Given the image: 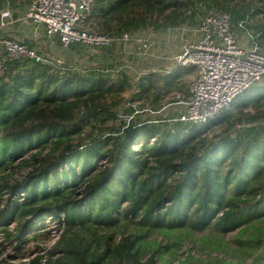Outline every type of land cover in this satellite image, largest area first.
Wrapping results in <instances>:
<instances>
[{
	"label": "trees",
	"instance_id": "trees-1",
	"mask_svg": "<svg viewBox=\"0 0 264 264\" xmlns=\"http://www.w3.org/2000/svg\"><path fill=\"white\" fill-rule=\"evenodd\" d=\"M7 1L0 0V9ZM214 10L229 12L236 30L248 14L264 15V0H95L91 18L95 32L119 35L155 24L172 29L179 14L196 16L198 24ZM257 33L264 41V23ZM191 71L147 74L137 98L151 89L162 97V89L179 88ZM155 79L162 85L154 86ZM124 81L91 70L60 76L31 59L10 63L0 76L3 239L35 238L51 218L60 233L42 264H264V85L205 124L132 119L118 134L75 144L82 118L114 117L106 101L125 90ZM19 170L26 171L21 181L13 178ZM121 227L134 232L125 235ZM187 238L206 257L190 245L181 253ZM41 258L10 262L0 249V264Z\"/></svg>",
	"mask_w": 264,
	"mask_h": 264
},
{
	"label": "rangeland",
	"instance_id": "rangeland-1",
	"mask_svg": "<svg viewBox=\"0 0 264 264\" xmlns=\"http://www.w3.org/2000/svg\"><path fill=\"white\" fill-rule=\"evenodd\" d=\"M30 2L31 0L7 1V6L0 9V12L6 9L10 10L12 13V20L10 19L11 21H8L7 25L1 30V34L5 36L9 35V37L11 35V38L19 41L21 40L30 47L35 48V50L43 56L44 61L51 65L60 76L63 75V73L71 71L87 73L91 70L102 72L116 82H122L124 79H126L125 81L127 82L125 90L118 97L114 99L109 98L106 101V107L114 117L106 118L105 121H98L97 123L93 120L88 121L87 118H82L83 131L80 138L74 137L75 144L81 140L89 141L91 137H105L109 134H118L125 129L132 119L136 122H159L166 124L168 127H172L175 124L178 113L184 108V105L178 103V100L186 97L188 87L195 78L194 72L184 76L180 80L179 88H173L169 91L167 89H162V97L156 98L157 90L155 92L153 89H151L148 95L146 94L140 98L137 97L141 89L140 83L147 74L152 73L154 77L157 78L158 76L156 75L161 76L165 73H169L166 72V70L169 68L172 70L176 67L171 56L179 50L184 41H193L197 39L196 16L194 17V21H192L187 14H179L177 18L178 23L171 26L172 31L168 33L172 38L170 41H166L168 45L164 47H158V45L160 42L165 43L163 40L167 37V33L164 31V26L167 25L155 24L147 26V28H140L136 31H128L131 34H147L150 31L154 33V43L148 54L138 53L136 51L137 46L131 42L125 44L115 42L109 46H102L97 50H92L89 46L81 43H75L68 46V48H63L57 38H48L45 31H43L38 38L31 36V29L28 24L29 20L24 18L25 11ZM204 10L205 8L202 4L198 5V12L200 11V13H203L206 11ZM248 15L244 29H237L234 26L237 34L242 36L243 39L247 38V33L254 34L256 29L264 23V15L261 12ZM87 26L94 31L97 30L98 25L95 19L91 18ZM163 57H165L166 60H163ZM155 82L154 86L159 87L162 85V81L159 79H155ZM259 84L264 85V81ZM178 95L179 97H177ZM249 111L252 112L253 110L249 109ZM86 112L87 109L76 112L75 116L77 121L81 120V117H83ZM259 121L264 124V118L259 119ZM220 130L217 129L215 133L218 134ZM25 172V170H19L13 178L17 181H21L23 180ZM46 222L48 225L47 229L41 230L37 227L35 230H41L39 234L34 238L32 234L28 233L30 237L22 240L21 243H17V240L7 243L3 239V232L1 233L0 231V241H4V244L0 246L2 256L5 257L7 261L15 263L21 261L29 263L37 257H42L39 264L47 261L49 249L53 246L54 241L57 240L60 230L56 231V229H58L57 223L55 221L53 222L51 218L47 219ZM15 226L16 223L11 222L8 228L13 230ZM119 230L124 232L125 235L134 232V228L132 227H121ZM48 231L50 233H48ZM102 232L103 231H99V233ZM182 244L181 253H184V251L188 249L186 246L190 245L194 247V244H191V239L189 238L186 240L184 239ZM198 247L199 245L195 243V249H190L196 251L197 257L200 255L205 256V254H199V250L196 249ZM212 255L215 254L213 253ZM194 264L203 263L197 261L194 262Z\"/></svg>",
	"mask_w": 264,
	"mask_h": 264
},
{
	"label": "built area",
	"instance_id": "built-area-1",
	"mask_svg": "<svg viewBox=\"0 0 264 264\" xmlns=\"http://www.w3.org/2000/svg\"><path fill=\"white\" fill-rule=\"evenodd\" d=\"M95 0H31L24 18L36 28L44 27L48 38L58 37L63 48L81 43L97 50L115 42L133 43L140 54H148L154 43V33L106 35L93 31L87 25ZM12 18L11 11L0 12V76L10 63L20 59L44 62L41 54L26 43L1 34ZM246 20L235 23L244 29ZM167 34L170 27L164 30ZM198 37L185 41L180 52L172 57L176 67H191L196 75L188 87V99H179L184 105L176 120L205 124L252 86L264 81V41L260 34L247 33L243 39L233 29L230 13L214 10L198 17ZM179 97V95L177 96Z\"/></svg>",
	"mask_w": 264,
	"mask_h": 264
},
{
	"label": "crops",
	"instance_id": "crops-1",
	"mask_svg": "<svg viewBox=\"0 0 264 264\" xmlns=\"http://www.w3.org/2000/svg\"><path fill=\"white\" fill-rule=\"evenodd\" d=\"M11 14H12V13H11ZM11 20H12V19H11ZM11 20H10V21H11ZM28 24H29V27H30V29H31V30H30V31H31V33H30L31 36H33L34 38H38L39 36H41V33L44 31V27L41 26V27H37V28H36L32 23H30V21H29ZM2 30H3V29H2ZM6 36H7V35H6ZM8 36H9V35H8ZM10 37H11V35H10ZM56 38H57L58 41H59V38H58V37H54V38H52V39H56ZM171 38H172V37L170 36V34H167V37L163 40V41H165V43H164V42H160V44L158 45V47H159V46H163V47H164V46L168 45V43H167L166 41H167V40L170 41ZM13 39H14V38H13ZM20 41H21V40H20ZM187 41H189V40H187ZM59 42H60V41H59ZM184 42H185V41H184ZM184 42H183V43H184ZM183 43H182V44H183ZM182 44H181V46H182ZM60 45H61V43H60ZM181 46H180L179 50H178L175 54H177V53L180 52ZM175 54H173L172 56H174ZM172 56H171V58H172ZM163 60H166L165 57H163ZM190 68H191V67H190ZM169 71H171L170 68H169L168 70H166V72H169ZM192 72H194L195 75H196V72H195V70H194L193 68H192L191 73H192ZM188 96H189V94H188V91H187L186 97L184 96L185 99H188ZM182 111H184V108H183ZM182 111H180V112H182ZM180 112H179V113H180ZM179 113H178V114H179Z\"/></svg>",
	"mask_w": 264,
	"mask_h": 264
}]
</instances>
